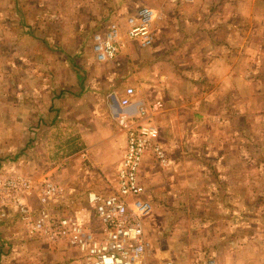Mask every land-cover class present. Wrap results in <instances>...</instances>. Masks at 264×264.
<instances>
[{
	"label": "rangeland",
	"instance_id": "obj_1",
	"mask_svg": "<svg viewBox=\"0 0 264 264\" xmlns=\"http://www.w3.org/2000/svg\"><path fill=\"white\" fill-rule=\"evenodd\" d=\"M141 5L157 11L153 42L96 60L91 33ZM155 68L176 78L164 88ZM127 85L162 102L152 119L167 164L140 169L146 264H264V0H0V172L50 177L64 187L55 207L95 223L87 192L114 184L118 160L92 143L118 128ZM75 253L0 219V264H76Z\"/></svg>",
	"mask_w": 264,
	"mask_h": 264
},
{
	"label": "built area",
	"instance_id": "obj_2",
	"mask_svg": "<svg viewBox=\"0 0 264 264\" xmlns=\"http://www.w3.org/2000/svg\"><path fill=\"white\" fill-rule=\"evenodd\" d=\"M156 16L153 7L141 5L123 22L114 18L95 29L91 33L94 58L111 60L129 39L141 47L149 46ZM133 94V87L127 85L117 99L120 110L114 119L124 134V147L114 184L106 191L92 190L86 195L93 205L95 223L84 225L74 213L55 207L64 193L62 184L48 176L31 177L16 170L0 172V219L15 214L27 235L74 247L76 264H146L149 243L143 221L151 203L140 169L145 157L161 166L167 164V157L152 119L162 102L157 98L133 101ZM159 264L175 263L162 258ZM205 264L215 263L209 259Z\"/></svg>",
	"mask_w": 264,
	"mask_h": 264
},
{
	"label": "crops",
	"instance_id": "obj_3",
	"mask_svg": "<svg viewBox=\"0 0 264 264\" xmlns=\"http://www.w3.org/2000/svg\"><path fill=\"white\" fill-rule=\"evenodd\" d=\"M129 43H133L135 44L133 41H127L126 45L124 46V48L120 49V51L115 55L114 58H116V56L118 57V55H125L128 53V50H129ZM136 45V44H135ZM146 46L142 47V48H145ZM163 48L162 49H159V53L161 55V53H163ZM114 58L110 61H114ZM109 61V60H107ZM106 62V61H105ZM162 60H160V62L158 63H161L162 64ZM153 66H156V63H153ZM159 66V65H158ZM158 69H154V74L156 72V77H153L154 79H156L157 81V84L164 87V85H166V82L167 83H170L172 79H175L176 78V73H167L165 72L164 70H160V71H157ZM114 81H116L115 79H113ZM124 88V87H123ZM122 88V90H123ZM165 88V87H164ZM121 90V91H122ZM122 94V92H121ZM133 94L132 96V100L133 101H137V100H142L139 98V96ZM121 96V95H120ZM115 104L113 105V107L111 108V111L113 112V114L117 113L120 108L119 106L117 105L116 102H114ZM169 103H164V108L162 107V109H169L170 107H168ZM161 110V109H160ZM213 120L215 119V117H212ZM218 119V118H217ZM100 127V126H99ZM121 130L119 129V127L115 130H109V129H106V130H102L101 131V128L98 130V135H103V137H99L98 139L95 140L94 143H92L93 147H101L102 149H105L107 148L108 149V152H111V147H116V149L112 152V154H108L110 156V159L109 161L115 159L116 161L118 160L119 162V159L121 157V154H122V151H123V147H124V135H119L121 134ZM123 133V132H122ZM240 133V132H239ZM159 136H160V132H159ZM88 142V141H86ZM105 161L107 160L106 158L104 159Z\"/></svg>",
	"mask_w": 264,
	"mask_h": 264
}]
</instances>
